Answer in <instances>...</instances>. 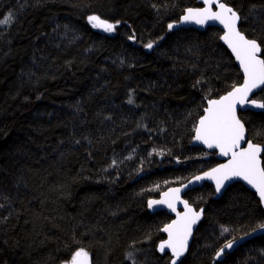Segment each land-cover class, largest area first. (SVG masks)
Here are the masks:
<instances>
[{
  "label": "trees",
  "instance_id": "trees-1",
  "mask_svg": "<svg viewBox=\"0 0 264 264\" xmlns=\"http://www.w3.org/2000/svg\"><path fill=\"white\" fill-rule=\"evenodd\" d=\"M223 1L264 45V0ZM199 5L0 0V264H68L81 248L91 264H170L156 246L172 217L146 203L219 162L191 145L195 125L242 80L218 27L168 29ZM239 116L264 147V111ZM183 198L203 218L178 264H264V234L215 258L264 223L254 192L235 182L215 199L205 183Z\"/></svg>",
  "mask_w": 264,
  "mask_h": 264
},
{
  "label": "snow or ice",
  "instance_id": "snow-or-ice-1",
  "mask_svg": "<svg viewBox=\"0 0 264 264\" xmlns=\"http://www.w3.org/2000/svg\"><path fill=\"white\" fill-rule=\"evenodd\" d=\"M205 7L188 8L182 20L194 21L203 24L206 21H219L224 26L225 32L220 39L224 40L236 60L239 62L243 72V83L233 85L232 91L219 99L208 101V107L204 109V115L200 117L195 130V139L206 144L208 148H218L220 155L229 156L226 164L219 165L204 173V177L216 180L217 192L223 187V183L231 178L239 177L247 181L248 184L256 188L261 202H264V147L254 144L245 137V126L237 117V105L243 106L248 101L249 94L256 88L264 86V45L256 39H249L246 34L240 31L238 23L240 15L227 3L222 0H203ZM217 10H213V6ZM11 19L9 16L0 23H7ZM89 21H94L93 27H102L104 31L112 32L116 25L106 20H101L99 16H89ZM119 22L117 21V24ZM169 29L173 25H168ZM146 47L151 48L149 43ZM132 101L129 100V103ZM249 103L264 109V103H257L252 100ZM246 144V147H242ZM203 177L197 176L200 180ZM179 188L170 189L164 193L165 197L171 195V199L150 200L149 207L154 204H165L175 211L173 200H179ZM185 206L182 221H173L172 224L165 226L163 231L168 232L169 239L159 245V251L164 252L166 248L171 249L172 254L178 259L184 254L187 247L188 236L191 235L192 225L200 217L199 212L192 210L187 201H182ZM178 215H181L178 213ZM264 229V224L258 226ZM224 232L228 229L224 228ZM232 242L225 244L218 253L219 256L225 248H231ZM88 253L84 249L76 251L68 264H84L81 258H87ZM176 264V260H172Z\"/></svg>",
  "mask_w": 264,
  "mask_h": 264
},
{
  "label": "water",
  "instance_id": "water-1",
  "mask_svg": "<svg viewBox=\"0 0 264 264\" xmlns=\"http://www.w3.org/2000/svg\"><path fill=\"white\" fill-rule=\"evenodd\" d=\"M196 1H197V3H199L200 5H199V6H191V7H187V8H185L184 12L179 16V18H178L177 20L172 21V22L169 23V24L173 25V27H172L170 30H178V29H180V28H188V27H192V28H195V29H197V30H201V31H202V30H205L207 27H211V26H213V27H218V28L222 31L221 36H223V35H224V32H225V29H224V26H223L222 24L219 23V21H206V22L203 23V24H197V23H195L194 21H187V22H185V21L182 20V17H183L184 15H186V10H187L188 8H203V7H205V5H204V3H203V0H196ZM222 2H224V1L222 0ZM224 3H225V2H224ZM229 6H230V5H229ZM213 10H217V9L215 8V5L213 6ZM239 23H240V21H239ZM239 23H238V27H239ZM169 24H168V25H169ZM99 28L102 29V30H104L102 27H99ZM168 28H169V27H168ZM239 29H240V28H239ZM240 31H241V30H240ZM221 36H220V37H221ZM248 38H249V37H248ZM249 39H253V38H249ZM220 40H221V42H222V43L228 48V50L230 51L231 55L233 56V58H234V60H235V62H236V64H237V66H238V68H239V70H240V73H241V75H242V81H241V83H240V84H242V83H243L244 75H243V72H242V70H241V68H240L239 62L236 60L235 55L232 53L231 49L228 47V45L225 43V41L222 40V39H220ZM240 84H237V85H240ZM263 87H264V86H262V87H260V88H256V89H254V90L249 94V96H248V101L250 102V101H252V100H255V101H257V103H263L261 100H259V99L253 97V96H254L256 93H258ZM230 91H232V88H231L230 90H228L227 92L223 93L222 95L218 96V97H214V98H210V99H208V100L206 101V105H205L204 109H205L206 107H208V101H209V100L219 99L221 96L226 95V94H227L228 92H230ZM249 102H246L243 106H241V105H239V104L237 105V112H236V114H237V117H238L240 120H241V118H240V116H239V113H240V112H244V111H254V112L264 111V109H262V108H258V107L252 105V104L249 103ZM204 109H203V113L201 114V116L204 115ZM201 116H200V117H201ZM200 117H199L198 120H197V124H198V122H199ZM241 122L243 123L242 120H241ZM197 124H196V126H197ZM243 124H244V123H243ZM244 126H245V125H244ZM195 135H196V133H195V130H194V137H193V139H192V145L200 146V147L204 148V149L207 150V151H215V152H217V157H218V159H220V160H219V162H218L217 164H215V165L212 166L211 168H209V169H207V170H205V171H203V172H201V173H199V174H197V175H194L193 177H191L190 179H188V180H187L186 182H184L183 184L169 187V188H167L166 190L162 191V192L159 194V196H157L156 198H151V199L148 200V202H147V207H148V209H149L150 212H155V211H157V210H167L168 213L174 215V218H173V219H172L167 225L172 224L173 221H182V220H183V213H185L186 209H185L184 204L182 203V201H185V200L182 198V194H183L186 190L192 189V188H194V187H196V186H200V185L203 184L204 182L211 183V184L213 185L214 190H215V197L218 198V197H220V196L222 195V193L224 192V190H225L226 187H228V186H229L230 184H232L233 182L240 181V182H242L247 188H249L250 190L254 191V192L256 193L257 197L259 198L260 202H261L260 196H259V194H258L256 188H254L252 185L248 184L247 181H245V180H243L242 178H239V177L231 178V179H229V180L224 181V183H223V187L220 189L219 192H217V190H216V180H214V179H210V178H208V177H204V173H206V172H210L211 169L216 168V167H218L219 165L226 164V163L228 162V160H229L231 157H230V155H229V156H222V155H220V152H219V149H218V148H208L206 144L202 143L201 141L196 140V139H195ZM245 137H246V139L248 140V136H247L246 128H245ZM250 141H251V140H250ZM253 143H254V144H259V143H256V142H253ZM259 145H261V144H259ZM246 146H247L246 144H243V145H242V147H246ZM261 146L263 147V145H261ZM261 159H262V156H261ZM197 176H200V177H203V178L200 179V180H196L195 178H196ZM174 188H179V189H180V193H179V197H180V199H179V200H173V201H172V202H173V206H174V208H175V211H173L171 208H169L168 205H167V203H165V204H154V205H152V207H149V201H150V200H157V201H158V200L171 199V195H170L169 197H165L163 194L166 193V192H169L170 189H174ZM261 204H262V207H263V209H264V202H261ZM190 206H191V205H190ZM191 208H192L193 211H195V212H199V213H200V217H199V219L196 221V223L192 225V228H191V235L188 236V239H187V247H186V250L184 251V254H183L182 256H180V257L177 259V258L172 254L171 249H168V248L165 249V251H169L170 254L172 255V259H171V261H170L171 264H172V260H176V264H178V263L180 262V260L182 259V257L185 255V253H186V251H187V249H188V247H189V244H190V242H191V239H192V236H193V232H194V230L196 229V227H197L199 221H200V220L202 219V217H203L202 209L196 211V210H194V208H193L192 206H191ZM178 213L181 214V215H178ZM167 225H165V226H167ZM165 226L162 228V231H163V229L165 228ZM163 232L166 234V237H165V240H164V241H166V240L169 239V234H168V232H165V231H163ZM262 233H264V229H261V228H260V229L256 230L255 232H252V233H250V234H245V235H243V236H241V237H239V238H237V239L231 241V242H232V247H231V248H225V250H226L227 252H231V251H233L236 247H238L239 245H241V244H243L244 242H246V240H249V239H251L253 236H256V235H259V234H262ZM162 242H163V241H162ZM162 242H160V243L158 244V251H159V245H160ZM224 246H225V245H224ZM224 246H223L222 248H224ZM222 248H221V249H222ZM221 249H220V250H221ZM225 250H224V251H225ZM165 251H164V252H165ZM159 252H160V253H164V252H161V251H159ZM222 253H223V252H222ZM222 253H221V254H222ZM221 254L219 255V257L221 256ZM81 259L84 261V264H91V263H90L89 256H87V258H81Z\"/></svg>",
  "mask_w": 264,
  "mask_h": 264
},
{
  "label": "bare ground",
  "instance_id": "bare-ground-1",
  "mask_svg": "<svg viewBox=\"0 0 264 264\" xmlns=\"http://www.w3.org/2000/svg\"><path fill=\"white\" fill-rule=\"evenodd\" d=\"M94 23H95V22H94ZM98 28H99V27H98ZM99 29H100V28H99ZM168 29H169V28H168ZM221 33H222V31H221ZM220 41H221V40H220ZM226 48H227V47H226ZM227 49H228V48H227ZM229 52H230V51H229ZM230 54H231V53H230ZM232 57H233V56H232ZM233 59H234V58H233ZM234 61H235V60H234ZM235 63H236V62H235ZM236 65H237V64H236ZM237 67H238V66H237ZM238 69H239V68H238ZM239 71H240V70H239ZM240 74H241V73H240ZM241 77H242V75H241ZM241 81H242V80H241ZM240 83H241V82H240ZM196 124H197V122H196ZM195 128H196V125H195ZM247 136H248V135H247ZM193 137H194V133H193ZM192 139H193V138H192ZM248 140H250V139L248 138ZM251 141H252V140H251ZM252 142H253V141H252ZM191 145H192V141H191ZM192 146H197V145H192ZM199 147H200V146H199ZM201 148H202V147H201ZM202 149H204V148H202ZM204 150H205V149H204ZM206 151H207V150H206ZM208 152H215V151H208ZM215 154H216V158L218 159V157H217V152H215ZM219 160H220V159H218V161H219ZM206 170H207V169H206ZM204 171H205V170H204ZM202 172H203V171H202ZM199 173H201V172H199ZM199 173H197V174H199ZM197 174H195V175H197ZM193 176H194V175H193ZM193 176H191V177H193ZM191 177H190V178H191ZM190 178H188V179H190ZM188 179H187V180H188ZM187 180H186V181H187ZM186 181H185V182H186ZM236 182H239V183H241L243 186H245V185H244L242 182H240V181H236ZM183 183H184V182H183ZM183 183H181V184H183ZM205 183H207V182H204L203 184H205ZM233 183H235V182H233ZM233 183H232V184H233ZM203 184H201L200 186H202ZM207 184H210V185L212 186L213 191H214V198H215V199H218L219 197H218V198L215 197V190H214L213 185H212L211 183H207ZM179 185H180V184H179ZM230 185H231V184H230ZM230 185H229V186H230ZM174 186H176V185H174ZM200 186H196V187H194V188H197V187H200ZM229 186H228V187H229ZM171 187H172V186H171ZM245 187H246V186H245ZM168 188H169V187H168ZM194 188H192V189H194ZM226 188H227V187H226ZM226 188H225V189H226ZM246 188H247V187H246ZM166 189H167V188H166ZM166 189H165V190H166ZM192 189L186 190V191L182 194V198H183V195H184L187 191H190V190H192ZM247 189L250 190L249 188H247ZM163 191H164V190H163ZM224 191H225V190H224ZM250 191H252V190H250ZM252 192H254V191H252ZM254 193H255V192H254ZM222 194H223V193H222ZM255 195H256V193H255ZM158 196H159V195H158ZM256 197H257V195H256ZM154 198H156V197H154ZM257 198H258V197H257ZM150 199H151V198H150ZM183 199H184V198H183ZM258 199H259V198H258ZM148 200H149V199H148ZM184 200L187 201L186 199H184ZM259 201H260V200H259ZM147 202H148V201H147ZM188 204H189V203H188ZM189 205H191V204H189ZM260 205H261V207H262L261 202H260ZM146 206H147V203H146ZM191 206H192V205H191ZM192 207H193V206H192ZM193 208H194V207H193ZM200 209H202V213H203V208L201 207ZM200 209H195V208H194V210H196V211H197V210H200ZM262 209H263V207H262ZM147 210H148V212H149L150 214H153V213L158 212V211H164V212L168 213L167 210H157V211H155V212H150L149 209H148V207H147ZM263 211H264V209H263ZM168 214L172 217V219L174 218V215H172V214H170V213H168ZM202 218H203V217H202ZM172 219H171V220H172ZM171 220H170V221H171ZM201 220H202V219H201ZM201 220H200V221H201ZM170 221H169V222H170ZM200 221H199V223H200ZM169 222H168V223H169ZM168 223H167V224H168ZM199 223H198V224H199ZM167 224H166V225H167ZM263 224H264V223H263ZM164 226H165V225H164ZM164 226H163V227H164ZM197 226H198V225H197ZM163 227H162V228H163ZM196 228H197V227H196ZM258 229H260V228L257 227V228L251 230L250 232H248V233H246V234H250V233H252V232H255V231L258 230ZM195 230H196V229H195ZM195 230H194V231H195ZM161 232H162V233L164 234V236L166 237V234L162 231V229H161ZM193 233H194V232H193ZM263 234H264V233L259 234V235H256V236H253V237H252L251 239H249V240H252L253 238H255V237H257V236H260V235H263ZM243 235H245V234H243ZM243 235H241V236H243ZM241 236H239V237H241ZM192 237H193V236H192ZM239 237H237V238H239ZM237 238H235V239H237ZM235 239H233V240H235ZM164 240H165V238H164L162 241H164ZM191 240H192V239H191ZM233 240H232V241H233ZM162 241H160V242H162ZM247 241H248V240H246V242H247ZM160 242H159V243H160ZM159 243H158V244H159ZM190 243H191V242H190ZM244 243H245V242H244ZM244 243H243V244H244ZM158 244H157V246H156L157 251H158ZM226 244H227V243H226ZM243 244H241V245H243ZM189 245H190V244H189ZM241 245H239V246H241ZM223 246H224V245H223ZM223 246H222V247H223ZM239 246H238V247H239ZM222 247H221V248H222ZM238 247H236V248H238ZM188 248H189V247H188ZM221 248H220V249H221ZM236 248H235V249H236ZM220 249L216 252V255H215L216 260H221V259L224 257V255H225L226 253H231V252H232V251H231V252H227V251L225 250V251H223V253H222L221 256L219 257V256H217V253L220 251ZM235 249H234V250H235ZM187 250H188V249H187ZM234 250H233V251H234ZM158 253L161 254V255L167 253V254L170 256V258L172 259V255L170 254L169 251H165L164 253H160V252L158 251ZM186 253H187V251H186ZM186 253H185V254H186ZM184 256H185V255H184ZM184 256H183V257H184ZM183 257H182V258H183ZM181 260H182V259H181ZM181 260H180V261H181ZM170 261H171V260H170ZM170 264H171V263H170Z\"/></svg>",
  "mask_w": 264,
  "mask_h": 264
},
{
  "label": "rangeland",
  "instance_id": "rangeland-1",
  "mask_svg": "<svg viewBox=\"0 0 264 264\" xmlns=\"http://www.w3.org/2000/svg\"><path fill=\"white\" fill-rule=\"evenodd\" d=\"M148 48V47H147ZM149 49V48H148Z\"/></svg>",
  "mask_w": 264,
  "mask_h": 264
}]
</instances>
